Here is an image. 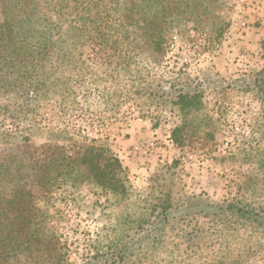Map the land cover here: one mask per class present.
I'll return each mask as SVG.
<instances>
[{
  "label": "rangeland",
  "instance_id": "rangeland-1",
  "mask_svg": "<svg viewBox=\"0 0 264 264\" xmlns=\"http://www.w3.org/2000/svg\"><path fill=\"white\" fill-rule=\"evenodd\" d=\"M36 1L48 48L0 78L36 226L4 264H264V0ZM91 146L117 190L60 175Z\"/></svg>",
  "mask_w": 264,
  "mask_h": 264
},
{
  "label": "trees",
  "instance_id": "trees-1",
  "mask_svg": "<svg viewBox=\"0 0 264 264\" xmlns=\"http://www.w3.org/2000/svg\"><path fill=\"white\" fill-rule=\"evenodd\" d=\"M1 1L4 19L0 23V78L9 75L10 71H15L18 67L29 65L24 58H32L36 51L47 49L49 41L46 34L50 32L48 24L44 25V30L38 27V5L36 0ZM140 1L141 4H147L150 1L157 5L163 3V0ZM141 15H144V12ZM142 22L144 24L142 30L144 31L152 24L146 20L144 21V19ZM155 27L159 26L156 25ZM179 99L181 103L186 104L182 97H179ZM68 161L67 165L71 170L70 172L63 170V173H60L61 176L74 174L76 179L89 177V180L97 185L114 186L113 189H118L114 185L115 177L119 176L115 174V171L118 170L121 174L123 167L121 162L113 157L108 149L91 146L86 148L77 158ZM84 170H86V175L83 173ZM17 172L18 170L12 171L8 164H0V264H4L9 256L8 247L5 246L6 240L13 242V248H15L17 244L19 245L18 236L21 231L26 230L23 241H31L35 234V230L32 228L36 226V223L32 211L27 212L26 207L28 197L31 196L28 188L5 191L1 187L10 180L17 181V177L22 174L17 175ZM87 175L89 176L87 177ZM45 177L46 184L50 183L51 179ZM118 187L123 188L122 185H118ZM7 228H10V230L5 234L3 231ZM12 233H15V237L12 236Z\"/></svg>",
  "mask_w": 264,
  "mask_h": 264
}]
</instances>
